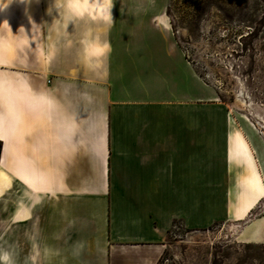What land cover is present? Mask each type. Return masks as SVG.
I'll use <instances>...</instances> for the list:
<instances>
[{
    "label": "crops",
    "instance_id": "0c3cea01",
    "mask_svg": "<svg viewBox=\"0 0 264 264\" xmlns=\"http://www.w3.org/2000/svg\"><path fill=\"white\" fill-rule=\"evenodd\" d=\"M113 2L109 26L0 0V247L15 264L34 245L38 264H159L175 227L241 222L264 245L260 162L172 41L167 3ZM162 32L167 46L141 44Z\"/></svg>",
    "mask_w": 264,
    "mask_h": 264
},
{
    "label": "rangeland",
    "instance_id": "374dc122",
    "mask_svg": "<svg viewBox=\"0 0 264 264\" xmlns=\"http://www.w3.org/2000/svg\"><path fill=\"white\" fill-rule=\"evenodd\" d=\"M163 1L172 41L244 130L264 186V0ZM160 35L141 44L167 46V35ZM262 212L264 203L251 217ZM243 226L219 223L192 232L175 227L159 264H264V245L239 239Z\"/></svg>",
    "mask_w": 264,
    "mask_h": 264
},
{
    "label": "clouds",
    "instance_id": "9594fccd",
    "mask_svg": "<svg viewBox=\"0 0 264 264\" xmlns=\"http://www.w3.org/2000/svg\"><path fill=\"white\" fill-rule=\"evenodd\" d=\"M57 7L63 6L66 10V19L68 22H74L76 19L83 20L88 17L90 20L102 22L111 26L113 23L112 9L114 7L113 0H66V3L61 5L60 0H55ZM7 23V21H5ZM84 52L86 57H100L110 51V44L105 42L99 44L96 42L84 41ZM49 105L55 102L47 93H41L38 97ZM34 253L29 257L30 264H38L40 256L39 249L36 245ZM83 243L79 245V251L76 255H80L83 251ZM0 264H15L13 253L3 247H0ZM28 264V262H26Z\"/></svg>",
    "mask_w": 264,
    "mask_h": 264
},
{
    "label": "snow or ice",
    "instance_id": "6c2138e0",
    "mask_svg": "<svg viewBox=\"0 0 264 264\" xmlns=\"http://www.w3.org/2000/svg\"><path fill=\"white\" fill-rule=\"evenodd\" d=\"M3 63V61H2V59H0V64H2ZM2 116H0V140H2L3 139V135H2Z\"/></svg>",
    "mask_w": 264,
    "mask_h": 264
}]
</instances>
